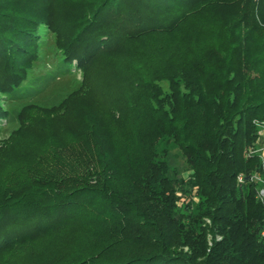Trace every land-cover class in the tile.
I'll use <instances>...</instances> for the list:
<instances>
[{
	"label": "trees",
	"instance_id": "trees-1",
	"mask_svg": "<svg viewBox=\"0 0 264 264\" xmlns=\"http://www.w3.org/2000/svg\"><path fill=\"white\" fill-rule=\"evenodd\" d=\"M59 1L64 13L54 0H0V127L10 125L3 99L21 91L49 31L61 60L82 72L78 92L90 104L79 110L89 118L81 130L126 116L134 126L143 116L155 133H147V157L121 184L107 175L113 161L102 149L99 161L67 140V159L14 149L30 168L22 161L3 182L0 258L29 253L66 228L54 252L30 264H264V195L256 197L251 179L264 159L244 156L256 136L253 120L264 121V0ZM218 7L222 17H212ZM209 30L214 41L198 42L194 33ZM205 47L217 57L212 63L199 55ZM72 94L52 107L19 106L0 151L19 132L39 128L40 113L61 115L58 127L72 128ZM160 134L191 171L185 182L167 158L154 162ZM177 192L189 198L181 208Z\"/></svg>",
	"mask_w": 264,
	"mask_h": 264
},
{
	"label": "rangeland",
	"instance_id": "rangeland-1",
	"mask_svg": "<svg viewBox=\"0 0 264 264\" xmlns=\"http://www.w3.org/2000/svg\"><path fill=\"white\" fill-rule=\"evenodd\" d=\"M54 1L57 3V11L59 10L61 13H64L65 6L60 3L59 0ZM253 1L255 2L256 0ZM221 13L223 12L220 7L214 8L211 16L221 18ZM210 33H212V30L202 31L200 33L195 32L194 34L195 36L198 35V37H196L198 42L201 40L203 45H206L210 40H212V42L214 41L208 36ZM186 41L190 46H193V40L191 38ZM168 43L170 44V42H167V44ZM205 48L206 49L203 50L200 49L199 55L202 57L203 53H206L208 55L206 59L207 62L212 63L217 57L215 54L212 56L209 54V47ZM218 48L221 49L222 47L219 46ZM37 54L38 59L33 63L31 69L27 73L26 80L21 84V88L23 87L21 91L3 99V103L9 112L10 125H6L4 122L1 123L0 139H6L8 131L15 126V113L19 106L25 103H32L41 107H52L68 99L72 93L74 94H72L71 101L68 102L67 106L69 110L66 116L68 117L67 119H73V123L75 122V124H73L72 128H60L58 125L62 122L61 119H63L61 115H55L56 117H54L51 115L52 113H40L38 114L41 115L39 128L23 130V132H19L18 135L10 140L9 147L0 151V195L3 193L2 185L5 179L15 175L23 162L27 160V155L25 156L20 153L16 154V152L14 154V149L30 146L33 147L32 150L36 152V154H51V152H54L57 156H61L60 159H67L70 154L66 148L61 147L63 144L62 140H67L68 144L77 147V151L79 150L78 147L83 148V150L86 148L92 159L97 158V161H99L100 153L98 156L95 152H100L102 149V151H104V156L113 161L112 166L114 173L113 171L112 173L107 172V175L113 177L114 184H121L124 173H128L130 168H136L139 162L144 157H147V155H145L148 153L146 148L147 133H155L152 129L154 125H152L151 120L148 119L149 117L142 116L139 118L140 123L137 122L133 126L131 124V120L133 119L129 120L130 118L126 116L116 125H114V123L104 125V122H101L99 126L93 127V132L88 130V128L86 129V127L81 130V127L85 124L84 122L87 120V122H89L88 116L85 115L82 117L79 111L82 108H86V102L89 103L87 101L88 99L82 97L80 92H78L82 82V72L73 66L74 63H65L61 60L59 52L54 45V35L49 31H45L44 35L41 36ZM104 72L105 71L101 73L102 76L100 80L102 83L105 82L103 76ZM158 84L162 93L168 92V84L165 81L158 82ZM31 114L34 116L37 113L31 111ZM252 124L255 128L256 136L252 147H248L247 150H245L244 156L247 158L251 155H258L259 162H262L264 159V121L260 122L253 120ZM102 125L105 128H103ZM87 130L88 133L86 134L85 132ZM159 136L160 139L154 146V162L155 160L164 161L167 158L168 164L176 169L179 178L185 182L189 178L191 171L185 164L181 153L167 135L160 134ZM48 137H51L54 143L52 140L47 139ZM49 141L52 143L51 148L46 145ZM89 143H93L95 146L98 144L99 149L97 150L95 148V151H92L91 148L88 147ZM250 150H252L251 153ZM75 156L79 157L80 155L75 154ZM23 165L24 168H30V163H25ZM255 176L256 179L254 182L259 188L258 191L264 189V168L261 169L260 173H254V177ZM91 179H94L93 176ZM175 196L177 197L175 203L177 208H181L182 204L189 200V198L185 199L184 195H181L180 192H177ZM190 199L194 203L197 202L195 188L192 189ZM65 229H58L54 235L53 233L48 234L49 236L43 239L41 243H39V241L34 243L33 249L30 250L29 253L12 251L11 254L0 258V264H30L33 261L44 262L49 251L53 250L52 252H54L60 240H65V236L69 234L68 230L70 229H66V231Z\"/></svg>",
	"mask_w": 264,
	"mask_h": 264
},
{
	"label": "built area",
	"instance_id": "built-area-1",
	"mask_svg": "<svg viewBox=\"0 0 264 264\" xmlns=\"http://www.w3.org/2000/svg\"><path fill=\"white\" fill-rule=\"evenodd\" d=\"M252 152V150H250V153ZM264 155V154H263ZM242 178L240 177V176H238L237 177V181L239 182V183H241V180ZM251 179H253V180H255L256 179V176L254 177V175L253 176H251ZM263 195H264V189H262V190H259L258 192H257V194H256V197L258 198V199H261L262 197H263ZM260 236L261 237H264V229L261 231V233H260Z\"/></svg>",
	"mask_w": 264,
	"mask_h": 264
}]
</instances>
